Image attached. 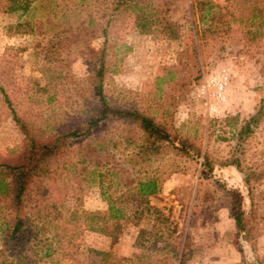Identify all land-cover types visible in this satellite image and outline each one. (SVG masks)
<instances>
[{
    "label": "rangeland",
    "instance_id": "obj_1",
    "mask_svg": "<svg viewBox=\"0 0 264 264\" xmlns=\"http://www.w3.org/2000/svg\"><path fill=\"white\" fill-rule=\"evenodd\" d=\"M134 1L155 16L144 33L128 2L113 10V0H30L26 16L0 13V87L39 136L69 131L104 101L151 117L187 154L168 145L144 153L138 129L98 122L34 179L35 238L8 242L4 255L24 253L30 264H264V118L243 147L242 172L222 164L264 101V27H247L248 5L264 0ZM196 1L227 14L226 24L205 32ZM21 140L0 96V157ZM145 180L156 195H137ZM108 205L121 218L110 219ZM241 210L248 238L234 227Z\"/></svg>",
    "mask_w": 264,
    "mask_h": 264
},
{
    "label": "trees",
    "instance_id": "obj_2",
    "mask_svg": "<svg viewBox=\"0 0 264 264\" xmlns=\"http://www.w3.org/2000/svg\"><path fill=\"white\" fill-rule=\"evenodd\" d=\"M126 2L132 5L135 27L139 33H144L146 26L153 24L155 16L149 14L146 7L136 4L134 0H113V10H116L121 4ZM194 5L198 22L206 28L205 32L210 31L214 23L226 24L225 18L227 14H221L216 11L218 8L210 2L196 1ZM248 8L249 19L247 27L254 25L264 27V5L261 7L248 5ZM29 10L30 0H0V13H17L19 16H26ZM231 20L237 19L232 18ZM103 74V59L100 57V61L93 71V77L97 81L98 94H100ZM0 96L22 136L16 153L5 158L0 157V227L2 228L3 237L0 247V264H30L24 253L17 256L12 254L5 256L4 252L7 250L8 242L18 241L23 237L26 239L29 237V239L35 238L36 227L31 220L29 210L32 208V202H37V199L41 196L42 189L34 188V179L46 176L50 163L54 159L65 155L68 144L89 133L98 122L113 119L138 129L140 132L139 147L145 151L144 153H148V151L157 153L161 147L168 145L180 154H187L188 148H190L186 144L181 145L179 148L175 147L166 129L146 114L134 110H119L109 107L104 101H101L96 115L77 123L69 131L39 136L29 123L24 122L15 113L1 87ZM263 118L264 101L260 100L253 114L243 119L238 126L234 136V147L230 151L228 158L223 161L222 164L224 166H232L238 172H242L243 147ZM201 167L205 170H210L211 168L205 156H203ZM243 182L244 184L249 183L248 175H244ZM136 191L139 197H147L156 195L158 188L153 180H145L137 183ZM107 214L110 219H117L122 216L121 210L115 209L112 205H108ZM232 216L236 231L246 238L250 231V220L246 213L242 210L234 211ZM255 263L262 264V259L256 257ZM179 264H184V261L181 259Z\"/></svg>",
    "mask_w": 264,
    "mask_h": 264
}]
</instances>
